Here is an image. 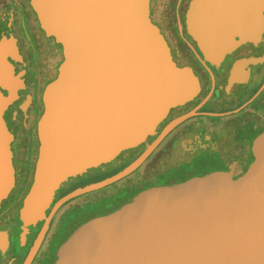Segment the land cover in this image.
<instances>
[{"label": "water", "instance_id": "water-1", "mask_svg": "<svg viewBox=\"0 0 264 264\" xmlns=\"http://www.w3.org/2000/svg\"><path fill=\"white\" fill-rule=\"evenodd\" d=\"M147 1L28 0L62 57L40 94L34 175L18 210L21 244L28 224L46 221L69 199L124 179L170 129L194 115L190 111L165 125L122 171L63 195L44 217L63 182L143 144L169 109L199 91L192 72L174 64ZM263 28L264 0H190L186 13V34L202 61L214 66L241 45H256ZM17 55L14 39L0 30V201L12 187V138L1 114L21 87L7 61H18ZM263 58L264 51L235 60L224 89L243 83L246 67ZM5 242L1 230L2 250ZM46 264H264V119L245 161L144 184L56 239Z\"/></svg>", "mask_w": 264, "mask_h": 264}, {"label": "flooded vegetation", "instance_id": "flooded-vegetation-1", "mask_svg": "<svg viewBox=\"0 0 264 264\" xmlns=\"http://www.w3.org/2000/svg\"><path fill=\"white\" fill-rule=\"evenodd\" d=\"M147 2L149 18L162 34L174 64L192 72L199 91L190 101L168 110L156 128V133L151 136L153 139L171 121L190 111H193L194 115L170 129L142 164L122 179H128L121 185L122 188L148 178L156 179L179 164L197 157L206 162H243L248 155L249 142L264 119V58L261 62L246 67L247 76L243 83H234L227 89H224L223 85L235 60L263 53L264 28L261 40L256 45H241L226 55L218 66H214L202 61L196 43L186 34V13L190 0ZM0 30L10 34L15 41L19 60L7 58V61L21 81V87L16 91V99L9 103L1 114L12 138L9 149L13 175L12 187L0 201V231L5 230L6 241L5 248H0V264H25L43 227L39 245L27 264H46L52 242L56 241L66 210L70 209L67 202L102 188L65 201L48 217L53 203L77 188L69 184L58 191L61 186H65L66 181L63 182L43 212L44 217H48L47 220L28 224L23 243H20L18 210L34 175L38 152L36 121L42 109L40 94L44 85L53 78L55 66L62 54L60 45L52 37H47L40 28L28 0H0ZM143 149L140 152L139 149L135 152L133 149L124 151L125 153L114 159H120V162L107 173V177L132 163ZM170 162L172 164H169ZM104 166L101 165L95 170ZM84 200L86 198L82 202ZM65 203V210L56 218Z\"/></svg>", "mask_w": 264, "mask_h": 264}, {"label": "trees", "instance_id": "trees-1", "mask_svg": "<svg viewBox=\"0 0 264 264\" xmlns=\"http://www.w3.org/2000/svg\"><path fill=\"white\" fill-rule=\"evenodd\" d=\"M54 77V76H53ZM153 140V137L149 136L143 144L139 145L136 149H139V152L143 149V147H146L151 141ZM123 154V153H122ZM131 164V163H130ZM220 164L218 162H206L204 160H201L200 158H196L191 161H186L185 163L179 164L177 167H175L173 170L159 175L156 179L148 178L141 182H138L134 185H129L126 188H122L121 185L128 181V179L117 181L107 187L102 188L101 190H98L96 192H92L90 194H84L82 196H79L82 200L86 198L82 203H77L69 210H66L67 213H65L64 221L65 225L62 223L60 225V229L57 233L56 238L62 237L65 233L68 232L75 224H77L83 217H85L90 212L103 207L113 201H116L118 199L124 198L127 195L133 193L138 188L142 187L144 184L151 182V181H161L165 180L167 178H178L188 173H194L197 172L203 168L210 167L213 165ZM128 166V165H127ZM126 166V167H127ZM123 170V169H122ZM121 170V171H122ZM120 171L104 178L108 179ZM133 176V175H132ZM130 176V177H132ZM99 182V181H98ZM88 196H92V198H89ZM78 198V197H77ZM75 199V198H74ZM71 201V200H69ZM68 203V202H67ZM65 203L63 207L67 204Z\"/></svg>", "mask_w": 264, "mask_h": 264}, {"label": "rangeland", "instance_id": "rangeland-1", "mask_svg": "<svg viewBox=\"0 0 264 264\" xmlns=\"http://www.w3.org/2000/svg\"><path fill=\"white\" fill-rule=\"evenodd\" d=\"M51 80V79H50ZM49 80V81H50ZM48 81V82H49ZM137 149L136 148H133V152H135ZM128 151V150H127ZM126 152V151H125ZM125 152H122V153H125ZM122 153L121 154H119V156H117V158L118 157H120V155H122ZM116 159V158H115ZM120 159H117L116 161H114L113 160V162H110V163H108V164H105V166L104 167H100L99 169H97V170H95V169H91V170H88L83 176H78L77 178H74V179H72V178H69L68 180H66V182L64 183V187H60L59 188V190L58 191H60L61 190V188H65L66 186H68L69 184H71V185H75V186H77V188H79L78 186H87V185H90V184H93V183H96V182H98V181H102L104 178H106L107 177V173L109 172V171H111L112 169H114L117 165V163H119L120 161H119ZM98 171V172H97ZM167 179H170V178H167ZM76 188V189H77ZM92 197V196H91ZM82 198V197H81ZM81 198H75V199H72L70 202H68V205H67V207H70V208H72L74 205H76L77 203H82V199ZM63 209H65V207H63L62 209H60L59 211H58V213L56 214V218L62 213V211H63ZM64 225H65V223H63ZM62 227V226H61ZM60 227V228H61ZM59 228V229H60ZM57 238H55V240H56ZM54 240V241H55ZM53 243V245H54V242H52ZM51 243V244H52ZM53 245H52V247H53Z\"/></svg>", "mask_w": 264, "mask_h": 264}]
</instances>
